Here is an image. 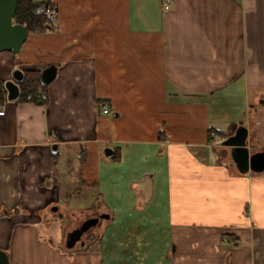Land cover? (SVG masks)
<instances>
[{
    "label": "crops",
    "instance_id": "1",
    "mask_svg": "<svg viewBox=\"0 0 264 264\" xmlns=\"http://www.w3.org/2000/svg\"><path fill=\"white\" fill-rule=\"evenodd\" d=\"M52 1L54 29L0 53L4 81L57 66L44 104L0 106L10 264H264V173L217 160L209 139L248 122L264 87V0ZM95 213L108 217L68 247Z\"/></svg>",
    "mask_w": 264,
    "mask_h": 264
},
{
    "label": "water",
    "instance_id": "2",
    "mask_svg": "<svg viewBox=\"0 0 264 264\" xmlns=\"http://www.w3.org/2000/svg\"><path fill=\"white\" fill-rule=\"evenodd\" d=\"M19 0H0V52L12 51L18 53L22 45L29 37L28 28L20 23L14 22ZM57 75V66L50 65L40 73L42 85H49ZM24 76L21 69L13 71V80L6 82L8 100L15 101L19 96L17 84ZM249 129L245 125H239L235 134L221 142V145L229 147L230 157L240 173L262 174L264 173V153L250 154L247 145ZM57 149V146H55ZM108 156L113 155V149L106 150ZM56 209V208H55ZM108 217L101 214L99 217L84 221L80 227L70 231L67 236L68 247H73L81 240L83 234L95 226L100 219ZM0 264H10L9 256L5 250L0 249Z\"/></svg>",
    "mask_w": 264,
    "mask_h": 264
},
{
    "label": "trees",
    "instance_id": "3",
    "mask_svg": "<svg viewBox=\"0 0 264 264\" xmlns=\"http://www.w3.org/2000/svg\"><path fill=\"white\" fill-rule=\"evenodd\" d=\"M44 3L43 0H19L17 11L14 17L15 23L25 25L29 34L46 33L53 30V22L43 13L37 12V7ZM23 78L17 82L19 86V96L16 102H34L44 104L47 100H42V95L47 91L48 85H42L40 82V72L35 70H24ZM8 100V91L6 81L0 78V106ZM236 123L229 125V129L235 128ZM218 133L223 139L227 137L230 131H223L218 128H209V139L212 133Z\"/></svg>",
    "mask_w": 264,
    "mask_h": 264
},
{
    "label": "rangeland",
    "instance_id": "4",
    "mask_svg": "<svg viewBox=\"0 0 264 264\" xmlns=\"http://www.w3.org/2000/svg\"><path fill=\"white\" fill-rule=\"evenodd\" d=\"M3 52H6V51H3ZM12 80H13V78H12ZM260 93H262V94L264 93V87L251 89V103L253 105V111L254 112H252V114L250 115V120L243 124L249 129L250 133L251 132H264V102L257 100V97ZM256 118L261 121L260 127L256 126ZM239 125H242V124H240V122H237L236 126L238 127ZM221 130L227 132V131H230L231 129H229V127H225L224 129H221ZM213 137H215L216 140H220V141L223 139L222 136L218 135L217 132L213 133ZM263 137L264 136H251V138H250V136H249V140L251 141V143L253 145L259 146V145L264 144V138ZM213 149L216 152L217 160H219L221 162H225L227 164L233 163L231 161L229 147L223 146V145H217ZM74 164L76 165V163H74ZM231 165H233V164H231ZM62 166H63V163L58 164V167H62ZM75 187H78V188L80 187L79 190L80 191L82 190L84 194H87L91 197L96 198L94 189L85 188L84 186H81L78 183L75 185ZM75 187H73V189H71L72 193H75V191L77 190ZM97 198H98V196H97ZM97 198H96V201H98ZM83 207L87 208V205H85V206L83 205ZM77 215H79V214H77ZM77 218L78 219H76V221H72V227L74 226L73 229L78 228L83 221V220H81V218L80 219H79V217H77ZM84 219H85V217H84ZM97 235H98L97 233H92V236L90 237V239H95ZM86 237L87 236L85 233L83 235V239Z\"/></svg>",
    "mask_w": 264,
    "mask_h": 264
},
{
    "label": "built area",
    "instance_id": "5",
    "mask_svg": "<svg viewBox=\"0 0 264 264\" xmlns=\"http://www.w3.org/2000/svg\"><path fill=\"white\" fill-rule=\"evenodd\" d=\"M44 3L37 7V12L43 13L47 18H49L52 22L56 20L58 16V8L56 4L52 0H43ZM165 8L170 9L171 3H165ZM47 95H42V100H46ZM110 107L106 104H102V112L105 114L110 113ZM4 114V110H0V115Z\"/></svg>",
    "mask_w": 264,
    "mask_h": 264
},
{
    "label": "flooded vegetation",
    "instance_id": "6",
    "mask_svg": "<svg viewBox=\"0 0 264 264\" xmlns=\"http://www.w3.org/2000/svg\"><path fill=\"white\" fill-rule=\"evenodd\" d=\"M260 123H261V121H260L259 119L256 118V126H257V127H260ZM240 124H243V123H240ZM236 129H237V126H235V128H233V129H231L230 132H229V134L227 135L226 138H228L229 136L234 135ZM248 136H250V138H251V136H264V132H251V133H250V131H249ZM226 138H225V139H226ZM263 138H264V137H263ZM225 139H222L221 142H222L223 140H225ZM247 145H248V147H249L250 154H254V153H255V154H256V153H264V144L259 145V146H258V145H257V146H256V145H253V144L251 143V141L249 140V138H248ZM100 215H101V214H99V213H95V214H93L91 217L87 218L86 220L91 219V218L99 217ZM86 220H84V221H86ZM100 220H101V219H100ZM100 220H99V222H100ZM84 221H83V222H84ZM83 222H82V223H83ZM99 222H98V223H99ZM82 223H81V224H82ZM98 223H97V224H98ZM81 224H80V225H81ZM97 224H96V225H97ZM79 227H80V226H79ZM91 228H92V227H91ZM91 228H90V229H91ZM90 229H89V230H90ZM85 233H86V232H85ZM85 233H84V234H85ZM84 234H83V235H84ZM82 237H83V236H82ZM81 240H82V238H81Z\"/></svg>",
    "mask_w": 264,
    "mask_h": 264
}]
</instances>
